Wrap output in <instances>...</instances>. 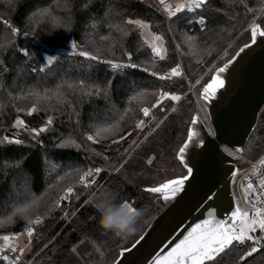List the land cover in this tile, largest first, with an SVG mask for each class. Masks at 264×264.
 I'll list each match as a JSON object with an SVG mask.
<instances>
[{
	"label": "trees",
	"instance_id": "obj_1",
	"mask_svg": "<svg viewBox=\"0 0 264 264\" xmlns=\"http://www.w3.org/2000/svg\"><path fill=\"white\" fill-rule=\"evenodd\" d=\"M137 18L165 41L161 72L182 64L194 81L212 65L205 83L228 60L214 64L226 49L250 40L253 20L264 29V0H206L174 17L143 0H0V235L17 237L20 248L19 234L32 229L31 253L13 264H113L170 203L146 187L186 173L177 152L197 110L192 95H184L186 81L134 65L116 75L113 67L130 59L146 66L155 55L129 23ZM38 40L65 50L47 60ZM159 88L184 97L148 135L176 103L167 98L152 108ZM144 108H151L147 124L138 127ZM47 123L40 136L31 134ZM108 124L112 134L88 139L96 126ZM244 155L264 158V105ZM21 183L29 193L18 200ZM113 202L143 210L135 234L102 227L97 206ZM248 248L235 242L217 264H264V242L242 259ZM10 260L0 252V264Z\"/></svg>",
	"mask_w": 264,
	"mask_h": 264
},
{
	"label": "water",
	"instance_id": "obj_2",
	"mask_svg": "<svg viewBox=\"0 0 264 264\" xmlns=\"http://www.w3.org/2000/svg\"><path fill=\"white\" fill-rule=\"evenodd\" d=\"M257 26V35L253 37L252 29ZM261 31H264L262 26L254 23L250 27V40L230 59L218 66L203 83L200 98L212 131L196 110L188 132L190 129L198 131V139H202L203 144L189 147L185 153L187 167L178 158V150L177 158L186 173L146 189L184 177L187 179L176 192V197L151 221L143 234L131 246L121 249L113 264H155L157 260L163 262L172 248L184 239L192 228L205 220H211L213 223H232L237 229V234L239 233L243 211L238 205L234 191L239 167L236 158L224 147L244 153L264 105V36L260 35ZM241 49L244 50L240 51ZM229 60L233 62L226 72L221 74L224 87L220 88L210 101H205L201 97L203 87L211 81L216 70ZM194 118H198V124L192 123ZM186 140L187 137L182 145ZM168 193L170 192L155 194ZM237 210L238 216L233 217V212Z\"/></svg>",
	"mask_w": 264,
	"mask_h": 264
},
{
	"label": "snow or ice",
	"instance_id": "obj_3",
	"mask_svg": "<svg viewBox=\"0 0 264 264\" xmlns=\"http://www.w3.org/2000/svg\"><path fill=\"white\" fill-rule=\"evenodd\" d=\"M160 2L164 4V0H160ZM205 3L206 0H194V7L198 9ZM166 9L169 11V16L174 17L177 15V13L181 12L184 9V6L181 5L179 7H176L175 10H170L168 9V6H166ZM188 10L191 11L193 9L189 8ZM200 22H204L203 18H201ZM129 23H136L143 26V22L141 21H129ZM258 27L259 26L252 29L253 37L257 35ZM12 31L16 32L17 30L13 29ZM260 35L264 36V31H261ZM245 47H247V45H245ZM243 50L244 49H241L240 51ZM81 55H87V53H81ZM156 55H160V52L158 50L156 51ZM232 62V60H229L222 67L216 70V73L212 77L211 81L203 87L201 93L202 99H204L205 101H210L211 98L215 96L216 92L220 88L224 87V81L223 79H221V74L226 72ZM113 67H119V65H113ZM170 74L171 76H180L181 72L179 71V66L172 68ZM164 95L174 101H178L180 99V96L178 95ZM143 113L145 116H147L149 114V110L147 108H144ZM49 123H51V121H49ZM192 123L198 124V118H194ZM142 124L143 121L140 122V125H138V127H141ZM43 130L44 129H41V131ZM110 130L111 129L105 128L101 131L108 132ZM100 134L101 132L98 131L97 135L99 136ZM198 136V131L190 129L186 142L179 149L178 158L182 163H184L185 167H187V164L185 163V153L187 152L189 147L192 145L202 146L203 144V140L198 139ZM88 139L93 140L94 137L89 136ZM149 163H151V160L149 161ZM261 163H264V160H262ZM99 171L100 169H96V172ZM188 172L191 173L190 168H188ZM81 179L83 180L84 178L82 177ZM185 179H187V177L168 181L159 187L149 188L146 190L154 193H165L167 191L170 192L172 196H175L176 192L179 191L181 186L183 185ZM261 183L264 184V181H262ZM248 188H253V185L250 181L248 182ZM68 191H71V189H69ZM164 198L169 199L170 197L168 195H165ZM125 204L129 207L130 210L133 209L128 202H125ZM238 214L239 210L233 212L232 216L237 217ZM243 216L247 217L248 214L244 213ZM256 216L262 218H260L259 220L253 219L247 222L242 221L238 234L237 229L232 223H228L226 221L213 223L211 220H205L202 224H197L194 228H192L188 235L185 236L184 239H182L178 244H176L175 247L172 248V250L167 254V256L164 257L163 262L157 260L155 264H205L206 261L208 262V264H217L218 259L223 257V255L231 248L234 242L243 244L245 241H252L255 243L254 237L250 235V233H255L257 230L264 231V211H261V209H257ZM36 222L39 223L38 220ZM28 235H32L31 228L28 229ZM11 239L12 237L8 235L3 236V240L5 242H8ZM262 239H264V237H262ZM5 247L11 251H16V247L13 244L6 243ZM259 250L260 249L253 247L242 259H247L248 256L253 255ZM3 259L8 260V257L4 256ZM18 259L19 258L17 257L16 260Z\"/></svg>",
	"mask_w": 264,
	"mask_h": 264
},
{
	"label": "built area",
	"instance_id": "obj_4",
	"mask_svg": "<svg viewBox=\"0 0 264 264\" xmlns=\"http://www.w3.org/2000/svg\"><path fill=\"white\" fill-rule=\"evenodd\" d=\"M189 8H192L194 10L195 9L194 4L187 5V7H186L187 11H189L188 10ZM253 23L254 22L250 23L247 27H251ZM38 42H41V44L37 45V47L41 48L46 53L47 52L48 53H59L61 51V49L59 47L51 46V44L44 43L42 40H38ZM227 52H228V49L216 59L214 64L219 62L220 60H222ZM156 58L158 59L157 56H156ZM128 63L129 62H124V63H121V65H128ZM118 65H120V64H118ZM132 66L133 65L130 64L129 66H126V68L132 67ZM211 68H212V65L209 68H207L205 72H203L201 75H199L194 81H191L188 77L187 72L185 71L184 66L182 64L179 66V71L181 72L180 76L187 83V90H186L184 95H186V94L192 95V97L195 101V105H196L197 110L199 111L203 120L207 123L208 127L212 131V127L210 125L208 115H207V113L203 107L202 102H201L200 92L197 90V86H199L200 84L203 83V79L206 76L205 74L208 71H210ZM144 70L148 71V73H150L154 76L165 75L168 78L174 77V76H171V74H170L171 71L163 73L161 71H152L149 69H144ZM164 94H168V93L163 92L161 90L158 92L157 99L154 102L153 107L158 106L161 102L165 101L168 98ZM184 95H182L181 98H183ZM180 99L178 101H176V103L165 113V115L161 118L159 123H161V121L172 111L173 107H175V105L178 104ZM140 122H141V120L139 121V124H140ZM157 126L158 125H155L153 128H151V130L148 131V135ZM224 148L236 158V161H237V164L239 167V171H238V173L235 177V181H234V191H235V195H236L238 205L242 209L243 214L247 213L249 215L254 216L257 220H259L262 217L256 216L257 209H261V211H264V184L261 183L262 181H264V163H261V161L264 160V158L259 159V160H252V159L246 157L244 155V153L241 154V153L235 152L229 148H226V147H224ZM239 162L242 164L241 166H240ZM249 181L253 185L252 189L248 188V182ZM244 187H247L251 192L249 197L245 198V200L242 198L241 191H240V188H244ZM165 195H168L170 197L169 199H166V200L172 201L176 197L177 193L175 194V196H172L171 193H168V194L162 195V197L164 198ZM262 237H264V231L257 230L256 238H254L255 243L252 241H251V243H250V241H245L244 244L248 242V246H249L248 249L251 250L253 247L260 246L264 242V239H262ZM16 238L17 237H12V239L9 240L8 242L3 241L0 243V252L5 251L9 255V257L11 258L10 264H13V261L16 260L17 257L19 259L22 257V251L18 247V245L16 244V241H15ZM6 243L15 245L16 251H11L8 248H6L5 247ZM29 261L30 260H28L27 263Z\"/></svg>",
	"mask_w": 264,
	"mask_h": 264
},
{
	"label": "rangeland",
	"instance_id": "obj_5",
	"mask_svg": "<svg viewBox=\"0 0 264 264\" xmlns=\"http://www.w3.org/2000/svg\"><path fill=\"white\" fill-rule=\"evenodd\" d=\"M143 1H147V2H150V3H152V4H154V5H157L160 9H161V11L162 12H164L167 16H169V11L166 9V6H168V9H170V10H175V8L176 7H179V6H181V5H183L184 6V9L183 10H186V7H187V5L188 4H194V0H164V4H162L161 2H160V0H143ZM182 10V11H183ZM133 21H141V22H143V26H141V25H139V24H136V23H134V25L136 26V27H139L140 28V30H141V33H142V36H143V38L145 39V41L147 42V44L153 49V51H154V53H155V55H154V57L152 58V60L150 61V62H147V63H145L144 65H146V66H139L138 64H135L134 62H132L131 61V59L130 60H128V61H126V62H129L128 63V65H121V63H124V62H122V61H118V62H113V64H115V65H118V64H120L119 65V67H115L114 69H116V75H120V74H122V73H125V70H126V66H129L130 64L131 65H134V66H137V67H141L142 69H149V70H152V71H162L163 70V68H161V67H163L162 65H161V57H164L165 55H166V53H167V50H166V45H165V41H164V39H163V37L161 36V35H159V34H157V33H155L154 31H153V29H152V25H151V23H149L148 21H146V20H144L143 18H137V19H134ZM252 22H254V23H256L255 22V20H253ZM251 22V23H252ZM253 23V24H254ZM252 24V25H253ZM248 28V30H249V34H250V27H247ZM244 39L245 38H243V40L242 41H239L237 44H235V45H233V46H231V48L229 49L228 48V55H227V53H226V55L224 56V58L226 57V60L227 59H230L236 52H237V50L243 45V41H244ZM241 43H242V45H241ZM247 43V42H246ZM49 44H51V43H49ZM245 44V43H244ZM51 46H54V47H59L58 45H55V44H51ZM43 47V46H42ZM44 48V47H43ZM62 51H64L65 49H62L61 47H59ZM39 49H41V48H39ZM69 49H70V47H69ZM42 50V49H41ZM74 50H79L78 48H74ZM84 50H88V48L87 49H84ZM159 51L160 52V55H156V51ZM227 50V49H226ZM225 50V51H226ZM224 51V52H225ZM223 52V53H224ZM34 53H36L37 54V51L36 50H33V51H31V52H27L26 53V56L29 58V59H31L33 56H35L34 55ZM59 53H61V51L59 52ZM59 53H44L45 54V57H46V59L48 60V59H50V58H52V57H56ZM96 54H98V52H96ZM99 55H102V53L101 52H99ZM103 56V55H102ZM105 56V59H107V61H113V60H115L116 58V55L114 56V57H111V55H108V56H106V55H104ZM156 56L158 57V59L156 58ZM128 58H130V57H128ZM116 60H118V59H116ZM106 61V62H107ZM124 61V60H123ZM157 62H160V63H157ZM226 62V61H225ZM35 65V64H34ZM107 65H108V67H110L111 65H112V62H107ZM80 67L81 66H79V69H80ZM90 69V68H89ZM34 71V70H33ZM186 71V70H185ZM161 90V88H159L158 89V91H157V94H158V92ZM162 91V90H161ZM154 105V104H153ZM157 107V106H156ZM152 108H153V106H152ZM151 108H149L148 110H150ZM146 117L147 116H145L144 115V113H143V110H142V115H141V117H139L138 119H137V122H136V125L138 126V125H140L139 124V121L141 120V121H143V124L142 125H144V124H147V120H146ZM161 120V119H160ZM160 120H159V122H160ZM157 123L156 125H159L160 123ZM50 125H49V123H47L46 125H44L43 127H41V128H37V129H33V130H35V131H31V134H33V135H35V136H40L43 132H45V130L49 127ZM154 127V126H153ZM152 126H151V128H153ZM105 128H108V129H111L110 131H108V132H103V131H101L102 129H105ZM41 129H44L43 131H41ZM151 129H149V131H150ZM98 131H100L101 132V134H100V136L101 137H104V136H107V135H110V134H112V131H113V128L108 124V125H98V126H96V129H95V132L97 133ZM93 132H94V130H93ZM93 132H89V135L88 136H93L94 137V139L92 140V141H95V142H97L96 140L97 139H99L100 138V136H98V138H97V136L95 135V134H93ZM128 134H131V131H129L128 132ZM128 134H126L124 137H126ZM122 137V136H121ZM121 139H123V138H118L115 142H119V141H121ZM65 145H67V146H65ZM65 145H62L63 147H71V146H73V144L72 143H65ZM115 171V170H114ZM20 189H21V191L17 194V198H18V200H19V198H23L24 197V194L25 195H27L28 193H29V191H25L24 189H25V187H24V184H22L21 183V185H20ZM25 191V192H24ZM240 191H241V195H242V198L245 200V198H248L249 197V195H250V190L247 188V187H244V188H240ZM171 202V201H170ZM129 203V202H128ZM130 204V203H129ZM131 205V204H130ZM131 207H132V205H131ZM133 208V207H132ZM253 219H255V220H257L254 216H252V215H249L248 214V216L247 217H245V216H243L242 217V221H245V222H247V221H251V220H253ZM241 221V222H242ZM240 225H241V223H240ZM240 225H239V227H238V232H239V229H240ZM257 232V231H256ZM256 232L255 233H250V235H252L254 238H256ZM1 237H0V243L1 242H3L4 240H3V236H5V235H0ZM32 235L31 236H29L28 235V232H25V233H22V234H19V236H18V239H17V242H18V244H19V246H20V249L22 250V253H23V256H27L28 254H30L31 253V250H32Z\"/></svg>",
	"mask_w": 264,
	"mask_h": 264
},
{
	"label": "clouds",
	"instance_id": "obj_6",
	"mask_svg": "<svg viewBox=\"0 0 264 264\" xmlns=\"http://www.w3.org/2000/svg\"><path fill=\"white\" fill-rule=\"evenodd\" d=\"M97 210L102 227L117 235L135 234L139 230L143 217V210H130L123 202L98 205Z\"/></svg>",
	"mask_w": 264,
	"mask_h": 264
}]
</instances>
